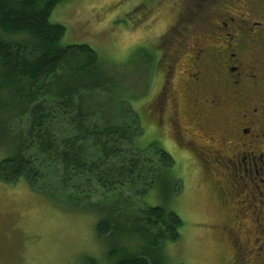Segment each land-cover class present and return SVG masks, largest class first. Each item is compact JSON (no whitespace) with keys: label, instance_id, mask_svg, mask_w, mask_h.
<instances>
[{"label":"trees","instance_id":"trees-1","mask_svg":"<svg viewBox=\"0 0 264 264\" xmlns=\"http://www.w3.org/2000/svg\"><path fill=\"white\" fill-rule=\"evenodd\" d=\"M66 1L0 0V134L11 145L0 180L95 214L107 264H168L163 250L183 220L145 200L159 186L166 199L179 195L176 162L144 141L147 123L111 63L62 44L66 28L50 19Z\"/></svg>","mask_w":264,"mask_h":264},{"label":"flooded vegetation","instance_id":"flooded-vegetation-1","mask_svg":"<svg viewBox=\"0 0 264 264\" xmlns=\"http://www.w3.org/2000/svg\"><path fill=\"white\" fill-rule=\"evenodd\" d=\"M222 2H181L160 40L146 138L218 207L209 225L228 264H264V0Z\"/></svg>","mask_w":264,"mask_h":264},{"label":"rangeland","instance_id":"rangeland-1","mask_svg":"<svg viewBox=\"0 0 264 264\" xmlns=\"http://www.w3.org/2000/svg\"><path fill=\"white\" fill-rule=\"evenodd\" d=\"M182 1L67 0L55 8L50 21L66 28L64 46L89 45L111 63V72L129 89L127 95L133 94V107L145 127L159 89L153 74L163 49L160 40ZM206 2V12L223 3ZM2 138L0 134V160L9 154L5 149H11ZM144 141L150 144L154 139L145 136ZM145 202L167 206L183 220L180 239L163 250L168 264H228L226 244L209 225L222 220L219 209L193 182H184L179 195L169 199L160 186L155 187ZM97 219L89 211L57 203L24 180L16 184L0 180V264H107L110 246L97 237Z\"/></svg>","mask_w":264,"mask_h":264}]
</instances>
